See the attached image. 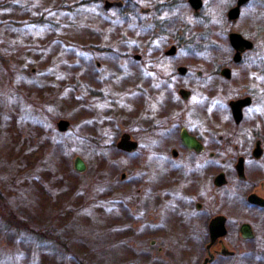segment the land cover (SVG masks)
<instances>
[{
	"label": "rangeland",
	"instance_id": "1",
	"mask_svg": "<svg viewBox=\"0 0 264 264\" xmlns=\"http://www.w3.org/2000/svg\"><path fill=\"white\" fill-rule=\"evenodd\" d=\"M104 2L0 0V189L24 223L0 209V264H198L200 249L187 258L172 246L159 253L144 236L143 152L157 151L149 146L163 137L156 124L175 115L191 126L194 98L209 112L215 139L224 125L233 134L226 105L247 92L255 99L248 114L264 128V0L247 3L240 23L223 13L216 26L219 18L205 23L183 1L164 17L143 15V0L108 10ZM231 30L258 43L238 63ZM171 44L178 52L168 57ZM169 63L191 71L174 74L175 90H160L154 86L173 71ZM223 66L231 67L230 79L220 75ZM181 86L193 90L190 101L178 94ZM60 119L68 130L58 129ZM124 132L136 150L117 148ZM229 138L232 148L242 142ZM77 155L84 172L74 168ZM261 243L244 242L240 257L218 263L264 264Z\"/></svg>",
	"mask_w": 264,
	"mask_h": 264
},
{
	"label": "flooded vegetation",
	"instance_id": "2",
	"mask_svg": "<svg viewBox=\"0 0 264 264\" xmlns=\"http://www.w3.org/2000/svg\"><path fill=\"white\" fill-rule=\"evenodd\" d=\"M146 1L150 3L147 4ZM181 1L187 5L193 17L202 18L205 23L209 15L219 18V21H214L216 26L221 22L223 13L229 22L240 23L243 8L251 0L241 5L239 14L234 19L229 18V11L237 5L238 0L228 10L225 9V12L215 9L225 0H201L198 10L192 6L190 0H143V15L164 17L173 12ZM123 3L121 7H124L126 0ZM153 24L152 31L155 30L156 33L160 22L155 21ZM160 27L163 29V23ZM232 32L241 34L253 45L241 52L239 61L233 59L238 63L242 61L244 53L252 50L258 43L255 38L234 30L228 33L229 42ZM173 46L174 52L169 53ZM177 52L178 46L171 44L164 53L171 57ZM167 65L173 71L168 73L165 70V73L160 74L154 87L165 91L175 90L177 87L174 84V74L185 77L191 69L177 63ZM181 66L185 67L183 73L180 72ZM225 67L230 68L229 78L221 74ZM218 71L226 79L232 77L229 66H223ZM197 75L200 77L203 72L198 70ZM182 88L190 90L189 98H182L190 101L193 90L186 86L179 87L180 97ZM246 98L248 102L241 106V118L237 121L231 102ZM193 100L195 99L190 101L193 104L189 106L192 125H186L184 120L175 115L162 118L156 124L163 136L161 142L155 140L149 145L156 147L157 151L150 147L143 152V232L149 247L156 248L159 253L168 251L172 246L177 247L176 251L181 253V257L187 258L200 249L203 257L198 264H204L207 257L211 259L207 264H219V261H232L240 257L244 253V242L260 241L261 249L264 250V128L261 130L256 127V116L248 114L255 99L246 92L230 99L226 105L234 120L232 125L235 132L227 134V126L224 125V133L215 139L210 128L209 112L205 107L195 105ZM184 129L196 138L200 144L199 149L184 143L181 135ZM229 135H240L242 142L236 143L232 148ZM173 136L175 139L170 141ZM162 143H165L166 149L163 152L160 148ZM213 167L218 172L212 178ZM220 174H223L222 179H218ZM219 215L223 217L225 232L213 240L212 221ZM185 263L188 261L180 262Z\"/></svg>",
	"mask_w": 264,
	"mask_h": 264
},
{
	"label": "water",
	"instance_id": "3",
	"mask_svg": "<svg viewBox=\"0 0 264 264\" xmlns=\"http://www.w3.org/2000/svg\"><path fill=\"white\" fill-rule=\"evenodd\" d=\"M247 0H238L237 5L232 8L229 11V18H236L239 14V10L242 4H244ZM192 6L198 10L201 7V0H190ZM123 1H110V0H106L105 1V9H109L113 6H117V7H121L123 6ZM230 42H231V46L235 49V54L233 56L234 61H239L241 59V52L246 49V48H252L253 45H250V41L245 39L241 34L237 33V32H232L230 34ZM246 44V45H243ZM175 47L173 46L169 53L174 52ZM136 58H140V56H136ZM180 72L183 73L185 72V67L181 66L180 67ZM221 74L225 77H230V68L225 67L222 69ZM180 94L181 97L183 99H188L189 95H190V90L182 88L180 90ZM248 102V98L244 99V100H237V101H233L231 102L232 108H233V113L235 116V119L237 121L240 120L241 118V106L244 104H247ZM57 127L60 131H66L69 129V121L66 119H60L57 122ZM182 139L184 141V143L189 146V147H195L197 149L200 148V144L198 143V141L196 140L195 137L189 135L187 133V131L184 129L182 131ZM117 148H119L120 150L126 151V152H132L134 150H136V148L138 147V142L136 140H134L132 138V135L128 132H124L121 136L119 141L117 142ZM74 168L76 171L78 172H84L87 168V165L84 161V159L77 155L74 159ZM125 175L123 174L122 177H124ZM223 174H220L218 176V179H222ZM221 182V181H220ZM222 216H216L213 221H212V233H213V240L224 234L225 229H224V223L222 220ZM211 259L210 257H207L205 259L204 264H207V262H209Z\"/></svg>",
	"mask_w": 264,
	"mask_h": 264
},
{
	"label": "trees",
	"instance_id": "4",
	"mask_svg": "<svg viewBox=\"0 0 264 264\" xmlns=\"http://www.w3.org/2000/svg\"><path fill=\"white\" fill-rule=\"evenodd\" d=\"M8 203V200L6 198V195L3 193V190L0 189V209L6 211V213L8 212L10 214V211L8 208V205H6ZM8 219L12 222L15 221L16 224L18 225H23L24 223H22L19 219H15L14 215L10 214L7 215Z\"/></svg>",
	"mask_w": 264,
	"mask_h": 264
}]
</instances>
